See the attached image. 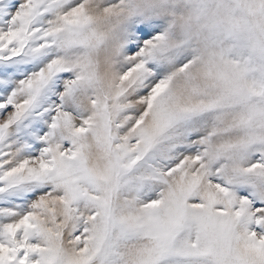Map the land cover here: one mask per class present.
I'll use <instances>...</instances> for the list:
<instances>
[{"label":"snow or ice","instance_id":"obj_1","mask_svg":"<svg viewBox=\"0 0 264 264\" xmlns=\"http://www.w3.org/2000/svg\"><path fill=\"white\" fill-rule=\"evenodd\" d=\"M0 264H264V0H0Z\"/></svg>","mask_w":264,"mask_h":264}]
</instances>
